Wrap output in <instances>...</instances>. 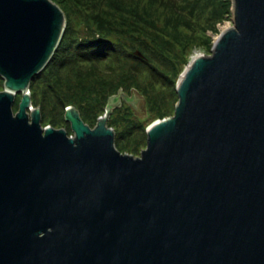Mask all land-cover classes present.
Masks as SVG:
<instances>
[{"label": "water", "instance_id": "95a60500", "mask_svg": "<svg viewBox=\"0 0 264 264\" xmlns=\"http://www.w3.org/2000/svg\"><path fill=\"white\" fill-rule=\"evenodd\" d=\"M233 15L134 158L107 127L122 93L93 129L75 108L72 136L42 127L30 86L66 16L0 0V264H264V0H233Z\"/></svg>", "mask_w": 264, "mask_h": 264}, {"label": "rangeland", "instance_id": "374dc122", "mask_svg": "<svg viewBox=\"0 0 264 264\" xmlns=\"http://www.w3.org/2000/svg\"><path fill=\"white\" fill-rule=\"evenodd\" d=\"M52 1L64 12L66 28L55 61L30 87L42 127L72 136L65 113L75 108L93 129L109 99L122 93L107 127L116 149L134 158L147 149V129L174 117L177 83L189 63L212 55L217 38L234 27L233 0ZM102 49L105 60L91 57ZM21 99L18 94L14 115Z\"/></svg>", "mask_w": 264, "mask_h": 264}, {"label": "trees", "instance_id": "16d2710c", "mask_svg": "<svg viewBox=\"0 0 264 264\" xmlns=\"http://www.w3.org/2000/svg\"><path fill=\"white\" fill-rule=\"evenodd\" d=\"M61 44H62V41H61V43H60V45H59V47H58L56 53L54 54V56L52 57L51 61H50L49 64L47 65V67H48L52 62L55 61V58H56L57 52L59 51ZM101 47L106 48V45L101 44ZM106 56H107L106 50L104 51L103 49H102V51H98V52H95V51H94V53H92V55H91V57H93V59H95V60H97V61H101V62L107 58ZM47 67H46V68H47ZM46 68H45V70H46ZM45 70H44V71H45ZM44 71H43V72H44ZM43 72H42V73H43ZM42 73H41V74H42ZM41 74L37 75V76L33 79L32 83H31V86L33 85L34 81H35L37 78L40 77ZM31 86H30V87H31ZM70 132H71V129H70ZM71 133H72V132H71Z\"/></svg>", "mask_w": 264, "mask_h": 264}]
</instances>
